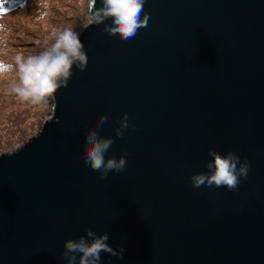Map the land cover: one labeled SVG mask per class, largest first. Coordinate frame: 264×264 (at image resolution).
I'll return each mask as SVG.
<instances>
[{"label": "water", "instance_id": "1", "mask_svg": "<svg viewBox=\"0 0 264 264\" xmlns=\"http://www.w3.org/2000/svg\"><path fill=\"white\" fill-rule=\"evenodd\" d=\"M145 15L129 40L111 16L85 24V66L0 153V264H80L66 242L105 234L117 255L98 264H264V0H144ZM90 131L122 170L86 163ZM213 153L238 157L235 189L194 187Z\"/></svg>", "mask_w": 264, "mask_h": 264}, {"label": "clouds", "instance_id": "2", "mask_svg": "<svg viewBox=\"0 0 264 264\" xmlns=\"http://www.w3.org/2000/svg\"><path fill=\"white\" fill-rule=\"evenodd\" d=\"M104 7L98 9L89 18V23H100L104 17H113L114 27L110 29L111 34L118 33L124 40H129L135 36L137 29L146 27L148 16L145 15L141 20L144 0H103ZM90 8L95 6V0H90ZM10 13V9L5 7V0H0V44L6 42V36L10 32L8 25L4 22L5 17ZM83 45L78 35L71 29L59 32L55 36L54 42L45 51L39 55H31L26 59L22 54L15 56L16 65L19 71V83L12 91L22 100H31L32 103L41 101L44 97L51 95L59 87L57 81L61 78H67L70 74L74 61H80V67L83 68L87 58L81 51ZM12 65L5 64L0 60V75L10 71ZM105 118L101 117L100 122ZM122 126L127 127V118L122 121ZM120 134V133H118ZM86 139L91 142V147L87 150L86 163H90L93 170L104 169L120 171L125 166V159L122 157L118 161L109 159L104 162L103 152L112 143L110 139L98 141L96 133L90 131ZM215 170L212 175L203 174L193 177L194 187H200L207 183L209 186H226L229 189H235L239 180L235 161L238 157H221L213 153ZM211 167V165H209ZM248 166L242 165L239 169V176L247 178ZM103 178V176L101 177ZM91 236V231L88 232ZM107 235H103L93 240L91 244H85L83 239L78 242L68 241L65 247L70 252L79 251L82 253L80 264H98L101 251L110 252L113 255L117 253L111 249L105 241ZM71 259H75L72 257Z\"/></svg>", "mask_w": 264, "mask_h": 264}, {"label": "rangeland", "instance_id": "3", "mask_svg": "<svg viewBox=\"0 0 264 264\" xmlns=\"http://www.w3.org/2000/svg\"><path fill=\"white\" fill-rule=\"evenodd\" d=\"M10 32L0 44V60L12 65L0 75V153L11 151L36 134L52 115L51 95L37 103L22 100L12 88L19 83L15 56L39 55L66 29L76 34L89 22L90 0H5Z\"/></svg>", "mask_w": 264, "mask_h": 264}, {"label": "trees", "instance_id": "4", "mask_svg": "<svg viewBox=\"0 0 264 264\" xmlns=\"http://www.w3.org/2000/svg\"><path fill=\"white\" fill-rule=\"evenodd\" d=\"M15 4H13V5H8V6H5V7H13Z\"/></svg>", "mask_w": 264, "mask_h": 264}]
</instances>
